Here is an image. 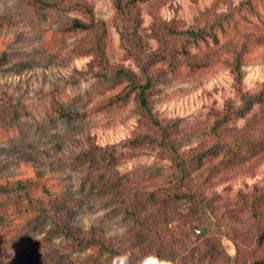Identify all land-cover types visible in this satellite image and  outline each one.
Listing matches in <instances>:
<instances>
[{"label": "rangeland", "instance_id": "rangeland-1", "mask_svg": "<svg viewBox=\"0 0 264 264\" xmlns=\"http://www.w3.org/2000/svg\"><path fill=\"white\" fill-rule=\"evenodd\" d=\"M48 1L0 0V112L18 115L0 125V184L32 182L16 203L0 194V264H114L95 246L70 244L64 223L126 253L152 252L158 241L133 233L129 211L171 233L163 255L181 264L196 261L206 229L226 253L262 264L263 249L249 252L264 247V203L257 221L246 204L264 192V139L230 157L213 142L225 136L215 120L262 92L264 0ZM119 68L154 72L147 109ZM263 103L229 118L228 131L264 135ZM193 149L204 152L184 179L211 201L195 210L184 197L153 199L176 180L177 155Z\"/></svg>", "mask_w": 264, "mask_h": 264}, {"label": "trees", "instance_id": "trees-1", "mask_svg": "<svg viewBox=\"0 0 264 264\" xmlns=\"http://www.w3.org/2000/svg\"><path fill=\"white\" fill-rule=\"evenodd\" d=\"M33 4H35L38 7H46V6H54V3L48 1V0H31ZM117 1V7L120 9L124 7V4H122L120 1ZM72 27H80V28H86L87 24L79 22L74 20L73 24L71 23ZM189 35L191 36H197L199 33L197 31H189ZM3 57V55H1ZM0 56V57H1ZM1 57V58H2ZM165 56L160 54L158 55V58H164ZM150 60V63L153 61ZM116 77H126L129 79V90H134L137 99L140 103V105L147 109L148 108V90L152 86V79L154 78V72H144L142 78H139L133 74L130 73V71L125 70L123 68H119L116 70ZM235 76L236 80L239 81V66L236 67L235 71ZM264 90V86L262 88V92ZM261 92V93H262ZM259 94L258 96H251V95H243L241 97V105L238 106L236 109L228 108V114L224 115V117H219L215 121L216 123L214 124V128L218 127L221 130V134H225L223 139H216L213 142V145L218 148H226V153H228L229 157L231 155H238L242 149H248L254 145H257L260 143L262 138L264 139L263 134H257V135H250L249 132H247L245 129L240 128L238 132H234L232 134V131H235L234 129L230 128L228 131L226 121L231 118H238L242 117L251 107L252 105L257 102V101H263L262 100V94ZM122 95L117 94L116 97L120 98ZM264 104V103H263ZM264 109V105L262 106ZM59 112L61 114H66L70 115L69 112L59 109ZM18 115L17 114H12L8 116L5 114V107L1 109L0 112V125L1 126H9L15 121H17ZM155 125H160V123L156 120H154ZM226 134H229L231 136L229 138L230 144H227L228 139H226ZM264 140L261 141V143ZM171 150H174V145L169 146ZM96 151L90 152V155L95 154ZM201 152L200 150H191L186 156H179L177 155V171L178 175L176 177V180L173 182V184L166 185L164 188H159L158 191H153L152 193V198L157 199L160 198L162 200L166 199H178V198H185L187 201L193 204L194 209L195 208H200L201 205H207L209 200V197L207 198L208 200H204V196L201 195L200 193H196V191H191L188 190V183L185 181L184 176L186 175L188 170V166L191 164L193 165L194 163L197 162ZM86 156V154H85ZM179 158V160H178ZM99 179L104 180L106 177L104 174H99ZM112 186L117 185L113 179H111V182H108ZM32 182L28 180H16L12 183L2 185L0 184V194H4L7 197H10L14 203L17 202V199L14 197L20 196L23 197V195H28L27 193L29 192V188L31 186ZM198 196H201V198H198ZM217 195L214 197L216 198ZM28 198V196H26ZM124 201V200H123ZM264 203V192L259 193L257 196L254 198H251V200L246 204L248 210L250 211V217L253 218V221H257L258 217L263 216V212H260L259 216L256 215L258 207H260ZM132 205V203H131ZM134 206V205H133ZM196 210V209H195ZM8 214L7 213H0V225H6L8 222L7 218ZM129 218L132 220V230L133 233L144 236L145 238H149L152 241H158L157 247H153L152 252H157L161 255H163L164 249L167 246H170L168 243L169 240L171 241V233H169V238L166 237V234H168L167 230L165 232L158 231L157 229H153V227L150 225L152 223H147L146 217H143L139 214H137L135 211H129ZM226 223H229V221H226ZM222 225V224H221ZM63 232L65 233V236L70 244H75V245H89V246H95L98 250L104 251L108 253V255L114 260V264H122L121 260V255L124 252L120 247H114L111 244L108 243V239H103L97 237L95 234V231L90 229L87 234L83 235H78L75 233V231L71 228V226L67 224H63ZM217 226V222L213 225ZM233 227H231L232 229ZM208 229L205 230V233L202 235L197 234L196 238L197 240H200V242L204 245V249H201L199 251V255H197L196 261L191 263V264H257L256 261L253 259L251 260H246V257H240V253L238 250L234 252V254H228L225 252L223 249V246L221 244V237L220 234L217 237L216 233H211V235L207 231ZM233 230V229H232ZM232 232V231H230ZM247 236V235H246ZM182 237H186L189 239V235L187 233H183ZM245 238V235L242 237ZM177 239V237H174L173 240ZM172 240V241H173ZM176 241V240H175ZM173 241V242H175ZM173 244V243H172ZM178 244V243H177ZM238 248H240L239 245H237ZM147 247L145 245L137 247L132 251L131 253H128L129 256L133 254L140 253L141 258L137 259V263L139 264V261L147 254L148 250L146 249ZM264 250V247H262L261 243H257V246L250 250L249 254L252 255L254 253L256 255V250ZM131 259V258H130ZM261 263L264 264V253H263V258L261 260ZM129 264L131 261H129Z\"/></svg>", "mask_w": 264, "mask_h": 264}, {"label": "clouds", "instance_id": "clouds-1", "mask_svg": "<svg viewBox=\"0 0 264 264\" xmlns=\"http://www.w3.org/2000/svg\"><path fill=\"white\" fill-rule=\"evenodd\" d=\"M121 260L122 264H129V254L123 253ZM139 264H181V261L179 258L164 256L157 252H149L139 261Z\"/></svg>", "mask_w": 264, "mask_h": 264}]
</instances>
